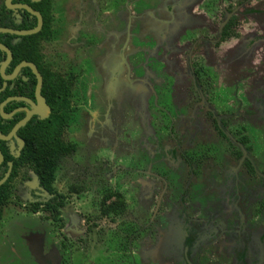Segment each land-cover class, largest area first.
<instances>
[{
    "label": "rangeland",
    "instance_id": "1",
    "mask_svg": "<svg viewBox=\"0 0 264 264\" xmlns=\"http://www.w3.org/2000/svg\"><path fill=\"white\" fill-rule=\"evenodd\" d=\"M56 1L59 4L60 0ZM1 2L2 0L0 5ZM73 2L75 8H80L81 3L87 5V0H73ZM172 2L176 3L175 0L169 2L165 0L164 6H169ZM194 2L195 0H191L186 6L181 3V11L176 9L174 12L175 8L172 7L165 12L166 10L162 8V11L157 12L160 24L151 22L145 27L137 21L136 32L131 31L135 25L133 19L128 25V31H125L122 37L118 35L120 39L110 33V36L105 35L101 40H91L95 43L93 47L95 50L90 51H81L80 45H75L78 41H73L72 36L78 30V25L73 26L76 16L71 23L61 28L63 13L58 15L59 32L62 31L64 40L51 44L46 49L54 59L65 65L67 63L63 57L65 52L62 51L66 49L67 39L73 45V54L78 62L83 64L76 82L75 95L80 107H83L80 99H86L87 105L83 107L81 113L84 118L87 117L85 119L87 122L81 116L79 122L76 121L65 136L66 139L73 140L78 145L75 154L65 160L56 183V188L67 196L65 207L59 216L61 223H55L48 218L46 212L37 214L28 212L26 207L30 204L29 202L40 198L46 200L48 197L45 194L38 197L37 188L33 182L25 186L19 184L16 195L3 209L0 221V264H40L37 259H41L47 253L49 242L46 237L48 236L54 246H63V243L73 246L76 254V246H87V262L83 264L103 262L104 257L110 255L112 250L107 252L99 248V252H96L98 249L94 246L111 249L110 246L114 243L110 233L114 231L115 226L98 222V226L93 228L91 233L86 236L82 234L86 220L97 216V202L100 194L109 188L120 190L125 194L130 202L129 208L138 218V226L145 227V223L149 221V227L140 232L138 241L132 246V264H174L178 261L182 252L183 230L187 226V219L170 198L162 193L155 179L151 178L153 173L152 168L149 169L151 166L136 159L140 156L137 141L141 139L140 144L143 150H150L151 144L146 141V137L151 135L150 123L140 107L141 105L144 107L153 86L160 84L161 81L160 75L148 68L147 63L154 66L153 61H155L158 72L161 70L167 75L174 89L173 100L176 103L186 102L188 99L186 88L191 81L187 53L191 49L190 40L183 42L181 36L187 28L196 31L192 34V38L199 37L198 30L202 28H207L209 34L213 35L219 25V12L213 14L216 16L214 21L207 22V16L200 10L201 4L199 2L194 4ZM261 5H264V0H248L247 6L244 5L241 9L236 8L234 11L238 21L234 31L237 36L228 39L219 47L212 46L202 51L204 55L212 56L214 65L220 64V68H216L218 77L215 81L218 93L212 94L210 99L221 106L222 110L227 111L219 115L227 118L231 126L241 121L246 124V132L255 147L256 154L264 149V123L260 122L259 114L253 106L254 101L260 98L259 95L264 96V87L260 88L257 85H264V26L261 27L264 25V11ZM105 11L110 12L109 9H101L100 15L102 16ZM184 13L199 22L193 24V27L184 24L178 26L179 28L176 27L172 21ZM259 20L261 25L257 26ZM138 22L141 23L140 27ZM80 24L82 25L81 19ZM101 25L95 24L96 29L101 28ZM134 35L139 42H142V45L133 43L134 40L131 39ZM112 44L113 48H111ZM81 45L84 46L83 42ZM95 51L97 55L100 52V57L108 55L109 52L111 54L101 59L96 58L94 62L84 58L86 54L92 56L95 53L96 55ZM130 53L131 56L137 53L142 56V77H138L131 70L126 57ZM60 54L61 57H58ZM221 54H223L222 57H216ZM95 66L101 84H94V80L97 81L94 78ZM114 66H117L118 70L115 75L126 84L113 83ZM237 84L244 89L245 99L239 96L235 87ZM98 85H101L107 94L106 109L111 108L109 114L103 112L104 117L87 111V108L91 110L92 93L97 92ZM230 88H236L234 93L238 95L233 97L229 92L223 94V91ZM112 98L118 99L115 106L110 104ZM245 101L247 104L244 103ZM202 104L200 102L197 106L202 107L204 111V104ZM225 105L229 109H226ZM127 106H130V109ZM192 127L203 134H208L202 119L195 118ZM139 134L144 138L137 139ZM166 157L170 162L175 163L176 159L171 149H166ZM69 172L70 175H68ZM235 173L236 171L226 172L218 189L220 209L225 214H231L230 218L234 225L233 230L228 231L222 239L226 245L201 246L202 244L210 245L207 241L212 240L210 237L216 229L215 225H212L213 215L206 220L196 221L190 229L187 244L189 249L195 248L198 255L202 254L198 260L199 264H207L206 261H210L207 257L209 254L214 255L213 261H218L220 264H264V221L257 222L247 210L262 194L263 184L258 181L254 185L236 186ZM77 184L82 185L79 191L73 188V186L78 188ZM91 187L93 190L90 189ZM94 189H97L96 193ZM159 191L160 197L162 196L160 209L157 208L152 215ZM142 200L145 201L144 205L141 203ZM131 204H133L132 207ZM6 228H9L7 234L4 232ZM98 231L101 232L99 236L96 233ZM81 239L83 242L80 241ZM212 242L216 243L215 240ZM187 256L191 258L190 252Z\"/></svg>",
    "mask_w": 264,
    "mask_h": 264
},
{
    "label": "flooded vegetation",
    "instance_id": "2",
    "mask_svg": "<svg viewBox=\"0 0 264 264\" xmlns=\"http://www.w3.org/2000/svg\"><path fill=\"white\" fill-rule=\"evenodd\" d=\"M13 1L14 0L10 1V3L13 5L14 4L27 5L23 3H13ZM32 1H36V0H32ZM169 1L170 0H166V2ZM175 1L176 3L172 2V4L165 7L164 6L165 0H87V5L81 3L80 8L78 7L75 8L73 6L74 5L73 0H60L59 4L57 3L56 0H51V9L55 20L54 26H56L57 33L50 42H48L47 44L44 43L43 54L45 55L47 61L49 59L56 60V64L58 65L60 72L62 73H66L68 71L75 72L78 80L79 72L83 69L82 68L83 64L78 62L77 57L73 54L74 47L69 42V39H67L66 41L67 42L66 49L62 51L65 52V54H63L64 55L63 57L65 58V63L67 62L65 65L61 64L59 61H57V59H54V57L46 49L51 44H55L59 41L64 40V38L62 37L63 36L62 31L59 32L60 20L58 21V17H59L58 15L60 13H63V18L60 17V19L62 18L63 20V25L61 28L66 27L69 23H71V20L76 16V20L74 21L73 26L78 25V30L77 33H75V35L72 36L74 37L73 41L74 42L75 40L78 41V43H76L75 45L76 46L80 45L79 47L81 51H90V50H95V48H93L95 47V43L91 40H95V39L101 40L103 36L105 35L110 36L112 33H113L112 36L114 37H118V35L122 37L124 35V32L128 31V25L130 21H132L133 19L135 21V25L131 31L136 32V30H138L136 28L137 21L141 22L145 27L147 23H151V22L160 24L159 15L157 14V12L162 11V8L166 10L165 12H168L172 7L173 9L175 8L174 12L176 11V9L181 11L182 10L180 9L181 3H183L184 6H186L187 3L191 2V0H175ZM147 2L148 5H146ZM196 2H199V4H201L200 10L203 13V15L207 16V22L214 21L216 19V16L215 15L213 16V14L215 12H219V20H218L219 25L215 30V34L213 35L209 34L207 28H202L198 30V32L200 33L199 37L192 38V34L195 33L196 31L187 28L184 34L181 36L183 42L190 40L191 50H188L187 53V62L191 77V81L189 82L190 84H188V87L186 88L188 92V99L186 102L183 101L181 103H176L173 100V96H172L174 89L172 84H170L167 75L161 70L160 72H158L157 66L155 65L156 63L155 61H153L154 66L150 63H147V67L150 68L155 74L160 75L161 78L160 84L153 86V90L148 99V102L147 101L145 102L144 107H142V105L140 107V109L143 111V114L148 118V122L150 123L151 135L146 137L147 143L151 144L150 150L146 151L141 148L140 138H144V136L139 134L138 138L136 137L137 139H140L137 141L138 150L140 152L136 150L137 152L140 153V156H138L139 158L136 159L138 161H142L143 163H147L151 166L149 168V169L152 168L153 171L151 178L155 179L156 183L161 188L162 193L170 198L172 203L179 209V211H181V213L184 214V216L187 219L186 222L187 226L183 230V243L181 245L182 252L180 253L178 261L175 262L174 264H199L198 260L199 257L202 256V254L198 255L195 248L189 249L187 240L189 234L191 233L190 229L193 226V224L198 220H206L210 215L211 216L213 215L212 225H215L214 228L216 229H214L215 232L213 233V236L210 237L212 238V240L210 242L207 241V244L209 243L210 245L202 244L201 246H211L215 244L219 246L226 245L222 239L224 238V236L228 231L233 230L232 228L234 225L230 218L231 214L230 213L225 214L220 209V203L218 200V189L223 181V176L228 171H236L234 175L236 186L241 187L242 185L245 184L254 185L258 181H260L263 184L262 194L252 202L251 206L247 210L250 211L251 217L256 218L257 222L264 221V149L261 151V153L258 154L255 153L254 150L255 147L250 142L249 135L246 132V124H244L241 121L231 126L230 121L227 118L219 115L220 113L227 111L222 110L221 106L215 104L210 98L212 97V94L217 95L218 93L216 91L215 81L218 77L216 68H220V64L216 63V65H214L212 56L204 55L202 53L204 49H210L212 46L219 47L220 44L228 41V39L237 36L234 30L238 18L234 10L236 8L241 9L244 5L247 6L248 0H195L194 4ZM2 4H4L7 10L12 11V14L17 19V22L19 20L18 12L20 11L26 12L25 10L22 9H17V10L8 9L6 7V0H2L1 5ZM261 7H262L261 9L264 11V5H261ZM74 9L76 10V13ZM101 9H105V10L109 9L110 12L105 11L101 16L100 15ZM29 15L35 18V26H36L37 24L36 17L31 14ZM78 18L79 20H77ZM80 19L82 25L80 24ZM177 19H174V21H172V23L176 24V27L182 24L193 27L192 26L193 24L199 22L197 19H191L187 13L179 15ZM83 21H85V23ZM99 23L102 24L101 28L96 29L95 24H99ZM141 23H139V27ZM258 25L259 26L261 25L260 20L257 21V26ZM263 26L264 25H261L262 28ZM261 27L260 29H262ZM20 37L15 36V39L13 40L12 43L18 42L19 41L18 39ZM120 37H118L117 39H120ZM131 40L132 41L134 40L133 43H135L136 45L137 44L142 45V42L138 41L136 35H134ZM82 42L84 45L83 47L81 45ZM111 46H112L111 48L114 47L113 44ZM200 53L201 55H198ZM0 54L1 56H3V60H4L5 54L2 51H0ZM99 54L97 55V52L96 55L94 53L92 56L86 54L84 58H89L94 62L96 58L101 59L103 57H108L110 56L111 53L109 52L108 55L103 57H100ZM139 54L140 53H137L131 56L130 53L126 57L128 58V62L131 70L138 77H142L143 70L141 68V65L143 61H142V56H139ZM222 55L223 54L216 55V57H222ZM59 56L61 57V54L58 55V57ZM224 58L225 57H223V59ZM10 62L7 65V67L4 69V73L8 76L12 74L15 67L20 63L19 62L14 67L10 68ZM101 66L104 67L103 65ZM161 66L162 64L160 63V67ZM96 69L97 68L95 66L94 78L97 81L94 80V84H101V80ZM116 71H118L117 66H114L113 74H112L113 83L126 84V82H124L122 79L120 80L117 77V75H115ZM28 72H30V74H32L35 79L34 74L31 72V70L28 67L20 68L17 74L12 79L9 80H4L0 76V80H1L0 84H2L1 85L2 88H4L6 84H10L9 88L12 87V84H15L17 82L21 84L20 79L24 82V84H29ZM35 84H36V79H35ZM257 85H259L260 88L264 87L263 84H257ZM235 87L239 92V96L244 98V93H245L244 89L241 88L238 84ZM236 88L227 89L223 91V94L229 92L232 93L233 97H235L238 95L234 93V91H236ZM96 90H97L96 93L94 92L92 93L93 98L91 97L92 104L90 108L92 111L88 110V108L87 111L94 112L104 117L105 115L103 112H106L105 114H109L111 112L110 111L111 108L106 109V105H108L107 94L101 88V85L100 86L98 85ZM13 97H21V96H12L8 98H13ZM259 97L260 98L254 101L253 106H255L259 114L260 122L264 123V96L259 95ZM30 100L35 102L34 90H33V99ZM119 100L123 101V99H119ZM11 101L22 102L23 106L13 109L10 113H7L10 116L6 119H11L16 113L22 112L25 115L26 111L30 109V105L28 102L21 100H11ZM80 101L83 103L82 106L86 107L87 105L85 103L86 99L85 98L80 99ZM116 101L118 103L117 98H112V100H110V104L112 106H115ZM248 101H250L249 98ZM200 102H202L205 105L204 106L202 104L204 107V111L202 107L197 106V104H199ZM246 102L247 101H245L244 103L247 104ZM77 107L80 109L77 120L78 123L80 117L82 116L81 110L83 109V107H80V104L78 103H77ZM127 107L130 109V106ZM225 108L229 109L226 105ZM217 115H218V119H216ZM32 117H37V116H32ZM116 117L119 116L116 115ZM195 118L202 119L205 122L208 134H203L199 132L197 129H195V127L194 128L192 127V125L194 126ZM85 119H87V117L83 119L85 122H87ZM243 125H245V127ZM242 139H245V144L242 143ZM12 141L14 142V146H15L13 154H15L18 144L15 140ZM6 145L9 150V142H6ZM167 148L171 149V152L173 153L176 159L175 163H172L167 159L166 157ZM237 151L240 153L239 156L236 153ZM9 154H10V150H9ZM245 160H247L250 163L248 166H245ZM132 168L134 169L135 167ZM68 175H70V172ZM57 181H58V177H57ZM57 181L55 182L54 187L57 190V192H60L56 188ZM32 182L35 184V187L37 188L36 189L37 194L36 193L35 194L38 197L41 196L42 194H45L47 195L48 198L46 200H41V198L38 200L37 197H35V199L37 200L29 202L30 204L36 202H45L53 197L52 195H48L46 192L39 189L37 180L33 175L31 176V179L29 181L23 182L22 185L25 186V184ZM77 185L80 186L81 189L82 185L81 184L80 185L77 184ZM90 189L93 190L92 187ZM94 192L96 193L97 189H94ZM101 197L102 194H100V198L98 199L97 202V216L92 219L86 218L87 220H86V224L83 226L82 236L83 235L86 236L87 234L91 233L92 230H94L93 228L98 226V222L99 223L103 222L106 224L109 223L115 226L114 231L110 233V238L112 239L114 245L110 246L111 249H108L107 247L104 248L103 246L102 247L94 246L96 247V249H98L96 252H99V248L106 250L107 252L108 250H112V251L110 252V255L104 257L103 262L102 261L95 262L93 264H132L133 261V255L131 252L132 246L136 241H138L139 235H141L140 232L145 231L146 227H149V221L148 223H145L146 225L145 227L143 225L138 226L137 224L138 218L133 215L132 209L129 208L130 202L129 200H127L125 194H124V201L126 206L125 213L119 214L118 216H115L113 214L112 218L108 216H104L100 212ZM112 199L115 200V198ZM66 200H67V196L64 200V204L62 205L63 207L59 209L57 220H54L53 218L50 217V215H48V218L54 220L55 223H59V224L61 223L59 216L61 210L65 207ZM161 201H162V196L160 197V191H159L157 201L155 202L156 203L155 210H153L152 215H154L157 208L160 209ZM141 203L142 205H144L145 201L142 200ZM132 206L133 204H131V207ZM37 213L39 212L32 214H37ZM238 221H240V219ZM238 225H240V223ZM4 232L7 234V232H9V228H6ZM96 233L97 236H99L101 232L98 231ZM98 239L101 238L98 237ZM46 240L49 242L47 253L44 256H42L41 259H37L36 256V259L39 260L38 262L40 264H75V263L83 264L84 262H87V252H88L87 246H82V245L76 246L77 249V254H76V251L74 250L73 246H67L64 243L63 246H54L53 242L50 241L49 236L46 237ZM213 240H215L216 243H213L212 242ZM80 241L83 242V239H81ZM189 252L191 258L187 256ZM207 257L210 260V261H206L207 264H220L218 261H213L214 255L209 254Z\"/></svg>",
    "mask_w": 264,
    "mask_h": 264
},
{
    "label": "trees",
    "instance_id": "3",
    "mask_svg": "<svg viewBox=\"0 0 264 264\" xmlns=\"http://www.w3.org/2000/svg\"><path fill=\"white\" fill-rule=\"evenodd\" d=\"M13 3H23L40 13L42 17L41 30L34 35L21 36L16 43H12L15 36L0 33V43L8 47L12 59L10 68L21 61L32 62L42 77L40 94L45 99L49 113L43 119L32 117L16 135L22 140L23 146L17 157L9 154L6 142L0 141V152L3 162L0 164V221L3 209L10 203L19 184L29 181L33 175L37 180L39 189L53 197L45 202L29 204L26 209L32 213L46 212L51 218L57 220L59 209L63 207L65 194L57 192L54 187L59 172L65 160L75 153L77 143L66 139V134L78 120L80 109L77 107L75 88L77 75L75 72L59 71L56 60L47 59L43 54L44 43L50 42L57 33L54 16L51 9V0H14ZM19 20L7 10L4 4L0 7V28L15 30H28L35 26V18L27 12H18ZM3 56L0 54V61ZM28 70V69H27ZM28 83L20 79L21 84H6L2 88L0 84V104L6 98L21 96L33 99L35 79L28 72ZM1 82V80H0ZM2 88V89H1ZM23 106L22 102L9 101L1 111L5 114L13 109ZM24 114L16 113L11 119L0 118V133L8 134L11 128L22 119ZM245 144V139H242ZM239 156V152H236ZM11 163L8 176L3 180ZM250 163L245 160V166ZM74 188L75 191L80 189ZM73 191L72 188H70ZM100 200V212L104 216L112 218L125 213L124 194L119 190L105 189ZM112 198H115L113 200ZM111 200V201H110Z\"/></svg>",
    "mask_w": 264,
    "mask_h": 264
},
{
    "label": "water",
    "instance_id": "4",
    "mask_svg": "<svg viewBox=\"0 0 264 264\" xmlns=\"http://www.w3.org/2000/svg\"><path fill=\"white\" fill-rule=\"evenodd\" d=\"M11 0H6V7L8 9H13V10H17V9H22L25 10L26 12H28L29 14L33 15L36 17V26L31 29V30H13V29H8V28H0V33H6V34H10V35H15V36H27V35H32L37 33L41 26H42V19L41 16L38 12L34 11L33 9H31L30 7H28L27 5H22V4H11L10 3ZM0 51H2L5 54V59L0 62V76L1 78H3L4 80H9L12 79L18 72V70L22 67H28L31 72L34 74L35 79H36V84H35V89H34V98H35V102H33L30 99H27L25 97H13V98H7L5 101H3L0 105V117L3 119L8 118L10 115L8 114H4L1 111V108L9 101L11 100H21V101H25L28 102L30 105V109L26 111L24 117L22 119H20L12 128L11 130L8 132V134L6 135H2L0 133V141H4V142H9V150H10V154L13 157H17L19 154L20 149L23 146V142L21 139L18 138V136L16 135L17 131L23 127L30 119L32 116H37L39 117V119H43L44 118V114L49 113V109L48 106L45 103L44 98L41 96L40 94V90H41V83H42V79L41 76L39 74V72L37 71L36 67L34 66V64L30 63V62H26V61H22L20 62L15 69L13 70L11 75H6L4 73V69L7 67V65L9 64L12 55L10 50L5 47L4 45H2L0 43ZM46 111V112H45ZM12 140H15L18 144V147L16 149L15 154H13L15 146H14V142ZM3 162V156L0 152V164ZM10 167H11V163H8V170L7 173L5 174L4 178L2 181H4V179L8 176V173L10 171Z\"/></svg>",
    "mask_w": 264,
    "mask_h": 264
}]
</instances>
